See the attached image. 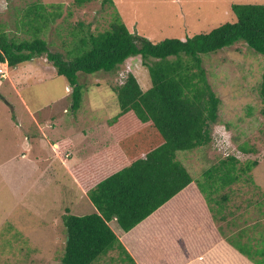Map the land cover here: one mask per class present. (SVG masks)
<instances>
[{
    "label": "rangeland",
    "instance_id": "1",
    "mask_svg": "<svg viewBox=\"0 0 264 264\" xmlns=\"http://www.w3.org/2000/svg\"><path fill=\"white\" fill-rule=\"evenodd\" d=\"M30 1L0 0V23L6 25L5 29L12 38L28 37L16 24L18 12L27 8ZM42 1L62 5L63 19L65 17L69 22L64 23V28L81 20L90 24L94 33L110 28L116 9L132 33L155 44L167 39L186 41L227 23L235 24L238 20L232 11L234 5H264V0H113L114 6H111L105 4L104 0H97L77 7L74 0ZM63 19L43 36L52 52L64 51L61 39H67L68 32L57 31L62 28L59 25L63 24ZM201 58L207 71V82L220 100L219 122L210 128L212 142L208 147L193 152H180L178 160L195 179L192 188L198 190L197 180L204 179L207 170L228 157H235L242 163L248 160L259 162L251 174V181L244 178L242 182L216 195L219 202L224 194L231 195V206L227 209L232 214L228 212L227 217L232 225L230 230L234 232L239 229L237 221L240 215L243 220L241 225H253L256 222L259 216L254 217L252 211H258L260 216H264V116L261 114L264 106V55L252 51L241 42L217 53L202 55ZM37 61L54 68L46 56L37 58ZM8 71L13 72V69L9 68ZM129 74L137 76L143 91L151 89V77L143 67L141 57L129 59L112 73L100 71L91 75L79 74L84 98L81 110L77 113L72 112L73 88L65 77L55 75L51 79L30 82L27 85L29 87L22 90V97L41 123L53 118L54 125L65 118L71 122L68 126H73L69 131L73 132L69 151L73 160L67 159L64 149L59 150L58 164L54 162L51 172L45 175V164H35L29 153L25 155L26 158H22L21 152L30 143L27 137H35L37 142L43 140L38 143L40 151L47 153L50 146L46 138H41L36 131V135L30 134L34 127L33 117L23 106L11 81L0 78V264H63L67 241L63 216L67 211L76 216L96 212L88 193L73 180L80 166L86 168L88 164H105L119 169L125 166L116 137L109 127L106 129L105 123H109L122 111L115 87L123 85ZM67 87L70 91H67ZM66 124L64 122L60 125L65 127ZM96 126H101L106 137L98 135L96 142L93 141V148H89L90 143L76 142L83 138V131ZM64 131L68 132L66 128ZM48 133L55 138L61 137L62 129L56 127L48 130ZM245 144L254 148L255 152L242 153L239 148ZM233 189H239L240 196L235 192L233 194ZM225 206L220 208L217 204L209 207L217 209L218 216L226 211ZM194 210L195 206L188 205L176 215L178 227L182 226V219L186 220L187 214L190 215ZM250 211L251 217L248 215ZM153 218L156 222L168 220L164 212L155 214ZM153 223L146 222L139 226L138 235L143 237L149 230L158 227L157 224L153 226ZM110 226L120 239L124 238V231L116 222H111ZM220 227L217 226L218 229ZM159 236L158 242L146 239L150 244L146 248L142 247L138 237L137 240H129L128 247L124 246L130 254L138 252L140 255L156 257L157 253V258L162 261L169 254V249H160L166 246L167 242L162 241L167 240V235L159 233ZM133 258L138 264L135 255ZM97 264L123 263L120 262V253L115 251Z\"/></svg>",
    "mask_w": 264,
    "mask_h": 264
},
{
    "label": "trees",
    "instance_id": "2",
    "mask_svg": "<svg viewBox=\"0 0 264 264\" xmlns=\"http://www.w3.org/2000/svg\"><path fill=\"white\" fill-rule=\"evenodd\" d=\"M95 1L74 0V5L83 7ZM104 3L114 6L113 0ZM62 9V5L42 0H31L27 8L19 9L16 25L28 36L25 39L12 38L0 25V64L15 69L46 56L73 88L72 112L77 113L84 98L79 74L112 73L129 59L142 58L151 77V89L143 91L137 76L129 74L123 85L115 87L122 111L109 122L125 166L80 167L76 178L96 212L76 216L67 211L63 216L67 234L63 264H97L115 251L123 264H137L133 255L141 261L148 255L130 254L110 223L116 221L131 235L139 225L152 222L155 214L164 212L171 223L164 226V221H154L152 225L158 227L138 237L144 248L150 246L146 239L158 242L159 233L176 226V215L187 206L176 207L173 200L195 182L178 154L208 147L212 142L210 128L219 122L220 100L207 82L201 56L241 42L264 55V5H234L237 23H227L186 41L167 39L158 44L132 33L116 9L110 28L97 33L81 20L64 28L68 21L63 19ZM62 19V28L57 31L68 32L67 39H61L64 51L52 52L43 36ZM262 99L264 103V82ZM261 114L264 116V106ZM239 149L245 154L255 152L248 144ZM258 166L257 160L242 163L228 157L207 170L196 184L209 206L218 204L221 208L230 197L226 193L219 202L216 195L244 178L251 181ZM240 236H232L229 243L254 264H264V248L253 250L252 240L243 242ZM133 239L137 240L134 234L127 242ZM261 242L264 244V237ZM160 249L166 250V246Z\"/></svg>",
    "mask_w": 264,
    "mask_h": 264
},
{
    "label": "crops",
    "instance_id": "3",
    "mask_svg": "<svg viewBox=\"0 0 264 264\" xmlns=\"http://www.w3.org/2000/svg\"><path fill=\"white\" fill-rule=\"evenodd\" d=\"M3 24L0 23V25ZM0 66L3 67L0 68V78L2 80L11 81L12 88L17 91L23 106L25 107V109H27L28 113H30V116L33 117L34 129L33 128L31 129L30 134L31 135L37 134L40 135L41 138H46L47 144L50 146L49 149L47 148L48 151L47 153L45 151L44 152L40 151L38 150V143H42L43 140L41 141L38 140L37 142L35 137L34 138L27 137L30 140V143L26 144L23 151L21 152V155H23L22 158H26L25 155L29 153L32 154L34 159L33 162L35 164L37 163L45 164V166L43 167V169L45 170L43 175L51 172L52 167H54L53 165L54 162L58 164L60 160L59 150H61L62 147H64V150L66 151L65 153L67 159L72 161L73 158L71 159L72 155L69 154V151H71V135L73 134V132L71 131L70 133L69 131L71 128H73V126H71V128L68 126L69 124H71L70 120L61 118V121L53 125L52 124L53 118H52L50 119L51 121L48 120L46 122L41 123L39 120L36 119L34 115L35 113L31 111L30 106L24 100V97H22V93H21L24 88L29 87L27 85L30 82H39L41 80L51 79L55 75H58L56 69L48 66L47 64L39 63V61H37V58L32 62L23 64L13 69V72L8 71L9 69L8 64H0ZM1 72L5 74L4 78L1 77L2 74ZM67 91H70L69 87H67ZM64 122L68 123L66 124L65 127L60 125L61 123ZM56 127L62 129L61 137L59 136L55 138L50 136V134L48 133V130L50 129L54 130ZM105 127L106 129H108L109 127L108 122L105 123ZM65 128L68 131L67 133H65L64 131ZM82 134H83V138L79 139L76 142L90 143L89 148H93L98 135H103L106 137V133H103L101 131V126L98 127L96 126L93 129L88 128V130L86 129L85 131H83ZM94 140L95 142L93 143ZM74 142L75 141H73V143ZM48 153H51L50 158L48 156ZM101 165H105V164H99L98 166H94L93 164H88L87 167L95 169ZM73 180H75L78 184H80L77 178L76 179L74 178ZM192 186L189 188L188 191L185 192V194H183L182 196H178L175 200H173L176 207L177 206L180 207V205L183 206L190 205V206H195V210L192 211L190 215L187 214L186 220L182 219L181 221L182 226L179 225L178 227V224H176L174 228H170V229L168 228L164 232L167 235V240L162 242H167L166 248L169 249V254L167 253L163 257L164 259L162 261H160L157 258L158 256L157 253H155L156 257L155 255L154 257L153 255H148V258L145 261H141V259L138 256H136V259L139 261L138 264H158L159 262L160 264H173V263L174 264H254L251 262V260H249V258L241 254L235 247H233L229 243V238H231L232 236L241 235L240 237H242L243 242L249 243V241L252 240L250 243L253 246V250L264 248V244L261 242L262 237H264V230H262V228H264V220L258 222L262 218L264 219V216H260L258 211H252L254 217L259 216L257 217L256 222L253 225L251 223H248L246 225H241V223H243V220L241 219L242 216L240 215L241 218L239 216L238 219L241 220L237 221V226L239 227V229L233 232L232 230H230V227L232 225L227 217L228 212L230 215L232 214V211H228L227 209V207L231 206V204L229 203L232 202L231 195L229 194L230 198L228 199V201H226V203H223L222 205V206L227 205L225 206L226 211L216 216L217 209H214L213 207H209V204L205 200V196L200 194V191L198 189H193ZM234 192L237 193L238 195L239 189L236 190L233 189L232 193L234 194ZM240 208L241 206H239V209ZM248 215L249 217H251V211L248 213ZM151 221L154 222L155 219L153 218ZM165 223L170 224L171 222L167 220L162 222L161 225L165 226L166 225ZM217 223L221 225L220 227L221 230L217 228V226L219 227ZM132 234H134V237L137 238L139 236L138 235L139 229L131 233V235ZM131 235H127V233L124 232V238L120 239L124 245L127 246L126 240L127 238H131ZM172 239L174 240V243ZM169 242H170V246H169ZM158 252H160V250ZM149 257L152 258V260H150ZM156 260L158 263L156 262Z\"/></svg>",
    "mask_w": 264,
    "mask_h": 264
},
{
    "label": "built area",
    "instance_id": "4",
    "mask_svg": "<svg viewBox=\"0 0 264 264\" xmlns=\"http://www.w3.org/2000/svg\"><path fill=\"white\" fill-rule=\"evenodd\" d=\"M1 73H2V74H1V77H3V78H4V77H5V74H4L3 72H1Z\"/></svg>",
    "mask_w": 264,
    "mask_h": 264
}]
</instances>
